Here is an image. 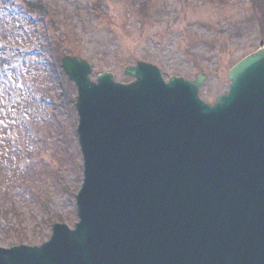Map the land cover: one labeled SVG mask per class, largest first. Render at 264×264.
Masks as SVG:
<instances>
[{"label": "water", "instance_id": "1", "mask_svg": "<svg viewBox=\"0 0 264 264\" xmlns=\"http://www.w3.org/2000/svg\"><path fill=\"white\" fill-rule=\"evenodd\" d=\"M78 90L84 180L76 229L41 247L0 248V264H264V43L234 66L215 105L206 77L127 67L130 84L66 56Z\"/></svg>", "mask_w": 264, "mask_h": 264}, {"label": "rangeland", "instance_id": "2", "mask_svg": "<svg viewBox=\"0 0 264 264\" xmlns=\"http://www.w3.org/2000/svg\"><path fill=\"white\" fill-rule=\"evenodd\" d=\"M37 1L43 16L25 9ZM260 14L252 0H0V61L9 66L0 69V168L15 174L0 181V247L41 246L54 225L78 223L77 90L61 75L62 57L91 61L94 81L109 72L129 83L124 69L138 62L166 81L205 74L200 97L213 104L229 89V71L264 42ZM18 53L56 63L54 77L43 67L20 85L5 73L22 62L13 61Z\"/></svg>", "mask_w": 264, "mask_h": 264}, {"label": "trees", "instance_id": "3", "mask_svg": "<svg viewBox=\"0 0 264 264\" xmlns=\"http://www.w3.org/2000/svg\"><path fill=\"white\" fill-rule=\"evenodd\" d=\"M40 3H41L40 1H37L36 3H27L26 8H25L27 13L35 12L38 15L43 16L46 11H45V8ZM252 4L255 7L256 12L258 14H260L262 12L260 14L259 18H264V0H252ZM263 28H264V22L262 23V29ZM17 59L22 60V62H20V64H18L16 66H13L12 67L13 70L9 71V68H8L7 70H5L6 71L5 73H7V72L9 73V72L14 71L18 77V78H16L15 81L19 82L20 85H21L22 80H25V81L30 80L31 78L36 76V73L42 74L43 73V71H42L43 67H47V71H50L49 72L50 77L53 78L54 74L51 73L52 72L51 67L53 66L56 69L58 67L56 63L51 65L52 63L50 64V62H48L47 58L44 56H40L39 58H36L33 54L18 53V56H14L13 61H16ZM49 60H50V58H49ZM6 66H8V63L5 62V59L1 60L0 61V69L5 68ZM6 75L9 77V74H6ZM61 75H63V73ZM17 82H15V83H17ZM66 82L69 83L67 81V79H66ZM9 88H13V85H10ZM9 174H12L15 176L14 173H9L7 171V168H0V181L3 182L4 180H7L9 178ZM12 181L15 182L16 179H14Z\"/></svg>", "mask_w": 264, "mask_h": 264}]
</instances>
